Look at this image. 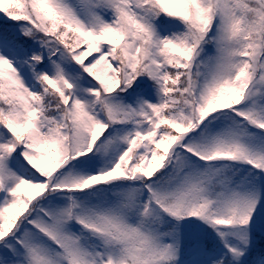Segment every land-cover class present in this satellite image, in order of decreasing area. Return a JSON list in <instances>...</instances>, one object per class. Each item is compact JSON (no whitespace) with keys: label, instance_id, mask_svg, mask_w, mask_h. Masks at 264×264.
Wrapping results in <instances>:
<instances>
[{"label":"snow or ice","instance_id":"6c2138e0","mask_svg":"<svg viewBox=\"0 0 264 264\" xmlns=\"http://www.w3.org/2000/svg\"><path fill=\"white\" fill-rule=\"evenodd\" d=\"M0 264H264V0H0Z\"/></svg>","mask_w":264,"mask_h":264}]
</instances>
